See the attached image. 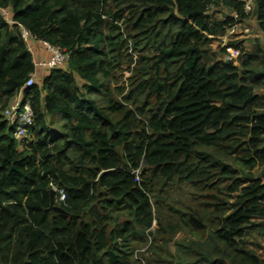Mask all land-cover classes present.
I'll return each instance as SVG.
<instances>
[{
    "label": "trees",
    "instance_id": "1",
    "mask_svg": "<svg viewBox=\"0 0 264 264\" xmlns=\"http://www.w3.org/2000/svg\"><path fill=\"white\" fill-rule=\"evenodd\" d=\"M1 9L13 23L0 12V264H137L141 246L147 264H264L240 242L264 224V43L221 38L251 14L264 33V0L251 14L239 0ZM20 25L70 56L24 89L35 113L24 144L3 114L35 71ZM181 187L191 197L178 207ZM52 188L66 195L53 209ZM183 229L196 239L175 257L167 244Z\"/></svg>",
    "mask_w": 264,
    "mask_h": 264
},
{
    "label": "rangeland",
    "instance_id": "2",
    "mask_svg": "<svg viewBox=\"0 0 264 264\" xmlns=\"http://www.w3.org/2000/svg\"><path fill=\"white\" fill-rule=\"evenodd\" d=\"M216 13V17L219 20L226 19L227 16H233V13L226 8V7H219L214 9ZM223 40V46H228L230 42H234L237 40H243L244 46L247 49H251L257 41H261L264 43V33L260 30L258 26V21L253 14L248 15L246 19L238 21L236 18L235 24H233L226 32L224 36L221 37ZM227 54H225L224 58L228 60L235 61L237 63V58L240 54L238 50L234 48L227 47ZM217 58H222L223 55H217ZM120 84L123 82H127V77L131 74L130 71L125 67V69L120 72ZM41 76L37 77L40 80ZM10 105V104H9ZM254 176L261 179L262 183L264 184V166H257L254 170ZM190 193L185 188H180L174 191L173 193V200L174 204L178 207H182L181 201L188 200L190 198ZM256 224H262L260 218L254 217L253 219ZM158 227L157 221H154L153 226L150 231V237L154 234V230ZM196 239L195 236L188 230H181L179 231L173 240L168 242L167 250L172 253L175 257H177V244L176 242H182L184 240H192ZM242 245H244L248 250H252L257 253L261 258L264 259V224L262 226L253 229L252 231L246 233V235L240 239ZM148 246H141L138 247L135 251V261L137 264H147L145 260L146 256H150L151 253H147ZM177 261L174 262L176 264Z\"/></svg>",
    "mask_w": 264,
    "mask_h": 264
},
{
    "label": "built area",
    "instance_id": "3",
    "mask_svg": "<svg viewBox=\"0 0 264 264\" xmlns=\"http://www.w3.org/2000/svg\"><path fill=\"white\" fill-rule=\"evenodd\" d=\"M244 4L246 13L251 14L254 10L255 0H239ZM2 16L9 23H13L11 14L9 10L1 9ZM21 36L27 43L29 50L33 55V61L35 66V71L27 79L24 86L19 91L20 94L23 93L24 89L33 86L36 83L38 73L41 70H66L69 62V53L64 49L51 45L48 42L38 40L46 51V56L38 58L34 55V51L31 46L32 40H37L33 37L30 31L24 26L20 25ZM227 59V58H226ZM22 99L11 101L10 105L5 108L3 114L6 119L14 126V137L20 143H25L29 141V129L34 124L35 113L31 105V100L26 99L22 96ZM56 189V188H55ZM66 198L63 189H56V201H62Z\"/></svg>",
    "mask_w": 264,
    "mask_h": 264
},
{
    "label": "crops",
    "instance_id": "4",
    "mask_svg": "<svg viewBox=\"0 0 264 264\" xmlns=\"http://www.w3.org/2000/svg\"><path fill=\"white\" fill-rule=\"evenodd\" d=\"M31 46H32V49L34 51V55L36 57L42 58V57H45L46 56V51H45V49L43 48V46L41 45V43L38 40H32L31 41ZM47 73H48V71L41 70L38 73V75H39V77L40 76L43 77ZM22 96H24L23 93L22 94L18 93L17 96L14 97V100L22 99L23 98Z\"/></svg>",
    "mask_w": 264,
    "mask_h": 264
},
{
    "label": "water",
    "instance_id": "5",
    "mask_svg": "<svg viewBox=\"0 0 264 264\" xmlns=\"http://www.w3.org/2000/svg\"><path fill=\"white\" fill-rule=\"evenodd\" d=\"M55 202H56V189L52 188L50 190V208L51 209L57 208Z\"/></svg>",
    "mask_w": 264,
    "mask_h": 264
}]
</instances>
